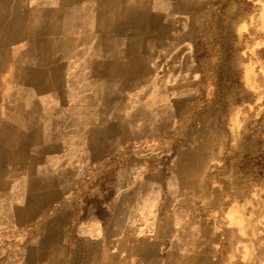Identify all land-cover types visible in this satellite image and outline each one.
I'll return each mask as SVG.
<instances>
[{
    "label": "rangeland",
    "instance_id": "1",
    "mask_svg": "<svg viewBox=\"0 0 264 264\" xmlns=\"http://www.w3.org/2000/svg\"><path fill=\"white\" fill-rule=\"evenodd\" d=\"M137 108L159 128L119 142ZM191 149L207 158L204 183L227 196L264 184V0H0V197L13 168L22 192L44 185L0 201L19 225L0 230V258L43 238L41 264H202L159 246L172 198L161 184L159 222L146 221L155 171L137 169Z\"/></svg>",
    "mask_w": 264,
    "mask_h": 264
},
{
    "label": "crops",
    "instance_id": "2",
    "mask_svg": "<svg viewBox=\"0 0 264 264\" xmlns=\"http://www.w3.org/2000/svg\"><path fill=\"white\" fill-rule=\"evenodd\" d=\"M14 105L15 100L13 98L9 99L8 106L12 107ZM142 105L140 104V107ZM136 110L131 114L135 115L134 118L128 119L126 115V122H129L131 133L120 134L116 138L119 142L128 141L130 138L134 140L141 139L144 135H147L143 131L144 109L137 108ZM6 118L4 122L8 124L2 134L7 135L8 132V135L11 136V133L16 130L14 124H11L13 123V120H11L13 115L7 114ZM159 120L152 119L154 122H159ZM96 126L88 128L89 138L96 135L94 131L98 130ZM102 128L103 131L101 130L100 138L105 145L106 140L111 141L112 133L107 126L103 125ZM110 147V145H105L103 152H109ZM10 150L16 152L14 149H9L8 152H12ZM198 152V149H191L187 153L179 151L169 162L160 160L162 156L159 153L157 156H152L151 161H146L142 165L140 163L137 166L139 170L151 166L155 171L151 183L156 189L157 196L152 201H155L157 206L156 211H153L151 216L148 213L145 214L146 221L147 218H152V225H156L153 224L154 221L157 224L159 222V203L161 202L159 187L161 184L166 187L165 195L169 193L172 198L171 203L173 205L170 206L171 204H169L163 213L166 220L163 234H166V237L158 242L159 246L165 243L170 249L171 255L178 254L180 258L184 257L182 258L184 260H188L189 257L199 258L200 261L203 260L202 264H264V184L259 186V188L240 189L233 187L229 190L228 195L230 196H227L223 188L208 186V184L204 183L201 172L202 169L207 167L208 163L206 156L202 158ZM62 166V163L55 165L56 172ZM16 174H18L16 168L7 172L5 191L3 197H0L1 202H6L4 197L7 194L10 197L13 196V198L18 197L20 200L27 192L34 196L44 191L41 187L44 186L41 184L42 181L39 183L42 191L32 188L22 192L20 188L17 189L18 185L16 183L13 185L14 181L12 180ZM166 174L167 177L164 182L157 179L159 175H162L164 179ZM48 175L51 176L50 173ZM55 176V179L52 182L45 183V186H51V188H48L51 193L57 192L60 194L63 178L59 172ZM35 182L38 183V180L34 175H30L27 177L25 185L28 187L30 183ZM140 186V184L137 185L134 192L137 210L140 203L142 202L143 204L144 201L143 189ZM257 194L263 200L262 208L256 204ZM25 207L20 206L18 209L25 210ZM14 208L15 210L17 209L16 207ZM14 208L11 206L12 210ZM2 210H5V207ZM6 213L0 216V230L19 226L17 225V220L13 219V216L11 217L8 210ZM6 218L8 222L2 223L1 220ZM60 218L61 223L58 227L61 230H65L67 226L63 221L65 219L64 215ZM50 228L47 226L46 232H51L52 228ZM156 233L158 234L157 231ZM157 238L160 240L159 236ZM37 241L36 245L32 243L24 245L28 246L27 251H19V257H15V259H13V256L1 257L0 264H41V261L37 262V258L33 254H41L38 251H41L44 240L39 238ZM48 242L47 240L46 244Z\"/></svg>",
    "mask_w": 264,
    "mask_h": 264
},
{
    "label": "bare ground",
    "instance_id": "3",
    "mask_svg": "<svg viewBox=\"0 0 264 264\" xmlns=\"http://www.w3.org/2000/svg\"><path fill=\"white\" fill-rule=\"evenodd\" d=\"M159 122H154L151 119L144 118L143 120V130H153L155 127L157 128Z\"/></svg>",
    "mask_w": 264,
    "mask_h": 264
}]
</instances>
